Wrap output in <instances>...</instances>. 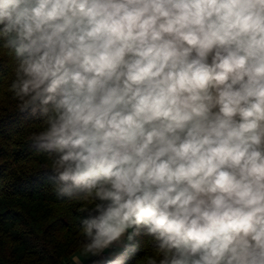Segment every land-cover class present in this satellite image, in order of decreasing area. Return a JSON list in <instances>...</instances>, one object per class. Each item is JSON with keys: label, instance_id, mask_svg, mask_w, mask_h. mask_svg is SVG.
I'll list each match as a JSON object with an SVG mask.
<instances>
[{"label": "clouds", "instance_id": "clouds-1", "mask_svg": "<svg viewBox=\"0 0 264 264\" xmlns=\"http://www.w3.org/2000/svg\"><path fill=\"white\" fill-rule=\"evenodd\" d=\"M5 56L86 257L264 264V0H0Z\"/></svg>", "mask_w": 264, "mask_h": 264}, {"label": "trees", "instance_id": "trees-1", "mask_svg": "<svg viewBox=\"0 0 264 264\" xmlns=\"http://www.w3.org/2000/svg\"><path fill=\"white\" fill-rule=\"evenodd\" d=\"M11 66L8 57L0 60V264H73L72 256L83 252L80 219L89 213L55 194L50 161L28 139L40 122L30 110L19 111L8 90ZM146 242L144 235L135 237L130 243L138 250L124 264H143L152 254ZM124 251L121 246L117 254Z\"/></svg>", "mask_w": 264, "mask_h": 264}, {"label": "built area", "instance_id": "built-area-1", "mask_svg": "<svg viewBox=\"0 0 264 264\" xmlns=\"http://www.w3.org/2000/svg\"><path fill=\"white\" fill-rule=\"evenodd\" d=\"M118 248H116V249H108V250H105V252H104V257H107V256H109V255H111V254H117L118 253ZM99 262H104V259H103V257H101V256H95V257H93L91 260H89L86 264H97V263H99Z\"/></svg>", "mask_w": 264, "mask_h": 264}, {"label": "crops", "instance_id": "crops-1", "mask_svg": "<svg viewBox=\"0 0 264 264\" xmlns=\"http://www.w3.org/2000/svg\"><path fill=\"white\" fill-rule=\"evenodd\" d=\"M120 247H121V246H120ZM120 247H118V249H119ZM78 255H80V258H81V264H86L87 260L89 259V256L86 257V256L83 254V252L80 253V254H78Z\"/></svg>", "mask_w": 264, "mask_h": 264}, {"label": "water", "instance_id": "water-1", "mask_svg": "<svg viewBox=\"0 0 264 264\" xmlns=\"http://www.w3.org/2000/svg\"><path fill=\"white\" fill-rule=\"evenodd\" d=\"M87 263V262H86Z\"/></svg>", "mask_w": 264, "mask_h": 264}]
</instances>
